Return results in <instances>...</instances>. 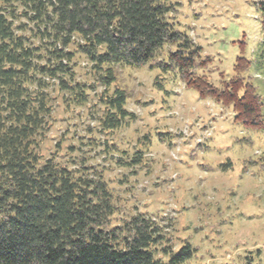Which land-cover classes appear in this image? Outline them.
Here are the masks:
<instances>
[{"label": "rangeland", "instance_id": "obj_1", "mask_svg": "<svg viewBox=\"0 0 264 264\" xmlns=\"http://www.w3.org/2000/svg\"><path fill=\"white\" fill-rule=\"evenodd\" d=\"M170 1V21L201 47L190 81L176 70L117 67L108 90L126 92L131 118L105 130L99 74L70 44V87L45 79L51 110L36 150L41 161L101 176L115 208L109 229L137 214L154 219L165 238L154 252L160 264L186 243L193 254L180 264H264V54L256 10L264 0ZM29 27L22 35L37 45ZM174 49L165 46L155 62ZM213 89L253 95L259 114L243 120Z\"/></svg>", "mask_w": 264, "mask_h": 264}, {"label": "trees", "instance_id": "obj_2", "mask_svg": "<svg viewBox=\"0 0 264 264\" xmlns=\"http://www.w3.org/2000/svg\"><path fill=\"white\" fill-rule=\"evenodd\" d=\"M256 10L264 54V1ZM171 13L170 0H0V264H160L154 252L165 238L154 219L137 214L109 229L115 208L101 176L41 161L36 149L51 110L45 79L70 87V44L99 74L105 130L131 118L126 92L108 90L117 67L176 70L190 81L201 47L175 27ZM19 17L31 23L37 45L22 35L27 23L16 24ZM165 46L175 49L155 62ZM213 94L247 122L259 114L253 95ZM192 254L186 243L168 264Z\"/></svg>", "mask_w": 264, "mask_h": 264}]
</instances>
